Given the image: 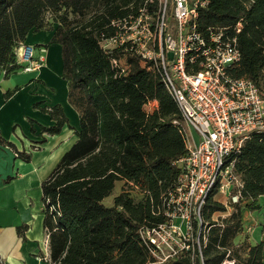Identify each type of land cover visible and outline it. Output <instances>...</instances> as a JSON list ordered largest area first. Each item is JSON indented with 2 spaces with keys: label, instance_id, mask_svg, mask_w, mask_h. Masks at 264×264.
Instances as JSON below:
<instances>
[{
  "label": "trees",
  "instance_id": "1",
  "mask_svg": "<svg viewBox=\"0 0 264 264\" xmlns=\"http://www.w3.org/2000/svg\"><path fill=\"white\" fill-rule=\"evenodd\" d=\"M207 1L198 10L200 28L240 20L236 33L240 58L231 74L247 77L264 90V0ZM143 2L0 0V73L4 77L21 68L15 50L27 34L48 29L44 14L63 12L57 26L46 31L51 32L49 43L60 46L61 77L67 83L68 102L78 113V127L75 142L42 181L50 264H200L197 257L188 255L157 263L139 234L140 227L166 220L162 202L176 183L179 168L174 162L186 153L183 118L159 72L147 69L121 46L102 45L104 38L115 33L111 21L134 14ZM67 13L80 20H67ZM112 58L124 71L112 64ZM151 100L157 101V107L147 112L144 105ZM42 109L55 123L40 126V132H59L67 121L61 106ZM0 142L7 143L3 138ZM17 155L29 157L23 151ZM235 171L243 183L242 199L254 208L256 199L264 196V132H254L244 141ZM117 181L139 187L141 198L135 201L122 188L112 204L105 205L103 200ZM212 197L202 209L204 220L214 211L225 210ZM233 207L222 221H208L203 264H219L228 249L233 264H264L262 241L250 244L245 238L236 245L243 227L242 205Z\"/></svg>",
  "mask_w": 264,
  "mask_h": 264
},
{
  "label": "built area",
  "instance_id": "2",
  "mask_svg": "<svg viewBox=\"0 0 264 264\" xmlns=\"http://www.w3.org/2000/svg\"><path fill=\"white\" fill-rule=\"evenodd\" d=\"M207 2L144 0L134 14L112 20L115 33L102 40L103 47L121 46L147 69L159 72L188 127V132L183 130L186 153L174 162L179 168L176 183L162 202L166 220L139 228L157 263L188 255L203 264L209 225L202 209L207 198L223 196L229 210L244 205L236 156L250 134L264 132V90L247 77L231 74L240 58L236 33L241 21L200 28L198 10ZM42 51L21 43L15 50L21 69L40 68ZM111 62L124 71L116 58ZM242 226L241 234L253 224L242 218ZM228 255L229 249L219 264H233Z\"/></svg>",
  "mask_w": 264,
  "mask_h": 264
},
{
  "label": "crops",
  "instance_id": "3",
  "mask_svg": "<svg viewBox=\"0 0 264 264\" xmlns=\"http://www.w3.org/2000/svg\"><path fill=\"white\" fill-rule=\"evenodd\" d=\"M50 37V31L41 30L30 31L25 39V43L36 46V53L43 50L40 68L15 71L5 77L0 73V138L7 142H0V260L5 264H50L43 226L42 181L76 140L78 113L68 102L67 83L61 77L60 46L49 43ZM6 92L10 93L5 96ZM56 104L61 106L66 123L57 133L40 132V126L55 123L42 107ZM17 151L29 157L22 159ZM261 199L264 196L256 199L255 208L264 212ZM247 208L244 203L243 219L246 212L252 213ZM262 217L264 243V213ZM19 226H24L21 233ZM247 240L250 244L258 241L256 237Z\"/></svg>",
  "mask_w": 264,
  "mask_h": 264
},
{
  "label": "rangeland",
  "instance_id": "4",
  "mask_svg": "<svg viewBox=\"0 0 264 264\" xmlns=\"http://www.w3.org/2000/svg\"><path fill=\"white\" fill-rule=\"evenodd\" d=\"M60 16H63V12H58L56 14L50 13V12H46L44 14V20H45V22H50L49 23L50 25H48L47 26L48 29H45V30H51L54 27H56L57 24H58V20H59ZM67 16H68V19L67 20H73V19L80 20V18L78 16H75L74 14H71V13L70 14L67 13ZM84 18L85 17H83L82 20ZM45 28H46V26H45ZM21 70L22 69L19 68L17 71H21ZM156 107H157V101L156 100H151L147 104L144 105V109L147 112L152 111ZM182 126H183V130L186 131V132H188V127H187V125H186V123H185V121L183 119H182ZM193 135L195 137V140H198V135H197V133L195 131L193 132ZM122 188L124 190H126L127 192H129V194L134 198L135 201H137L138 199H140L141 196H142V191H141V189L139 187L136 188L135 186L131 185V183H126V182H123V181H117L115 183V186H114V189H113L112 193L109 196H107V197L104 198L103 203L105 205H111L112 202H113V197L115 195L119 194ZM212 198L214 200H216V201L221 202V203L222 202L225 203L223 196H221L219 194L218 195H215ZM259 204L261 205V210L264 209V199H261L259 201ZM233 208H232V210H233ZM247 209H248V211H250L252 213H249V212L247 213L246 212V214H248V215H246L247 217L244 216V218H245V220L249 224H253L252 229L253 228L254 229H253V231H252L251 234L249 232L241 234L240 237H238L236 239V242H237L236 245L237 246L243 241V239H245V238L248 239V237H250L251 240H252V238L254 239V237H256L258 239V242H261L262 241V243H263V236L261 234V227H262L261 225H262V223H260V222H261V220L263 218L262 217V214L264 212L263 211H260V209L255 208V207L254 208L248 207ZM232 210H229L228 208H226L223 211H214V212L211 213V216H210V219L209 220L222 221L223 219H225V218L228 217V215L230 214V212H232ZM209 220H207V219L205 220L206 225H208V221ZM254 226H256V227H254ZM263 248H264V243H263ZM241 254L244 256V251H242ZM262 260H264V253H262Z\"/></svg>",
  "mask_w": 264,
  "mask_h": 264
}]
</instances>
